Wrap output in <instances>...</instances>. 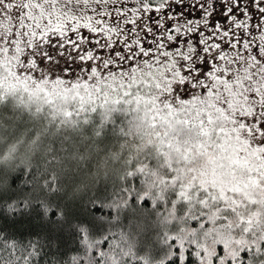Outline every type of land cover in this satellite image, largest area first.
Here are the masks:
<instances>
[{"label":"snow or ice","instance_id":"6c2138e0","mask_svg":"<svg viewBox=\"0 0 264 264\" xmlns=\"http://www.w3.org/2000/svg\"><path fill=\"white\" fill-rule=\"evenodd\" d=\"M225 126L264 177V0H0V264H264V209L181 177Z\"/></svg>","mask_w":264,"mask_h":264},{"label":"trees","instance_id":"16d2710c","mask_svg":"<svg viewBox=\"0 0 264 264\" xmlns=\"http://www.w3.org/2000/svg\"><path fill=\"white\" fill-rule=\"evenodd\" d=\"M233 105L232 95L229 108H234ZM194 106L195 102L193 103V107ZM113 115L114 118L106 129L107 138L115 140L116 138L122 139L128 135L131 137L133 128L128 124V121L132 119V117L126 112H117ZM221 119L223 121H228L230 117L221 112ZM204 131L205 133H208L209 130L205 129ZM220 131L225 134L224 137L221 138V143L212 149L206 150L205 156L198 162V164L194 163L188 166V171H185L182 168L181 177L185 180H189L191 169L195 168L196 171L191 174L200 178L198 182L205 181L214 184L223 190H228L230 188L237 189L242 192L247 199L255 200L257 202L258 207L251 212V217L255 218L261 209H264V195H262L264 192V184L259 181L264 180V177L257 179L254 176L246 175L244 170H255L253 157H255V160H260V157L255 150L249 149L248 142L240 138L237 129L231 128V126H225L222 127ZM231 132L237 133L235 138L230 135ZM199 143V141H196L195 146L199 147ZM205 143H207V141H205ZM178 154L179 149H177V152L173 155ZM261 163L264 164V161H261ZM189 182L191 181L189 180ZM225 208L226 206L223 204L210 206L207 209L196 206L193 208L191 215L196 216L203 213V219L214 220L216 222L215 225H212V227L215 228L224 223V216L232 218V214L224 210ZM30 227L34 228L35 224L32 226L27 224L17 225L11 227L10 230L19 235H28ZM144 243L146 246L152 243L151 234L144 238ZM72 246L73 245L69 243L67 248L71 249ZM51 251L54 252L55 255L49 256L48 259L52 261L66 259L67 257L74 255V253L66 251L65 249L57 251L53 248Z\"/></svg>","mask_w":264,"mask_h":264},{"label":"rangeland","instance_id":"374dc122","mask_svg":"<svg viewBox=\"0 0 264 264\" xmlns=\"http://www.w3.org/2000/svg\"><path fill=\"white\" fill-rule=\"evenodd\" d=\"M86 31V30H85ZM236 99H235V96L233 95V107L235 108V104H236ZM260 182L262 181V180H259ZM264 184V183H263ZM262 195H264V192H263V194ZM263 201V200H262Z\"/></svg>","mask_w":264,"mask_h":264}]
</instances>
